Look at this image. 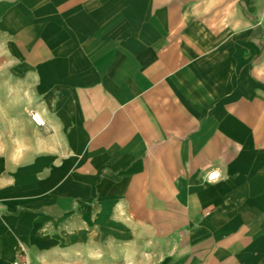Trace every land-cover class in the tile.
<instances>
[{
	"label": "crops",
	"instance_id": "obj_1",
	"mask_svg": "<svg viewBox=\"0 0 264 264\" xmlns=\"http://www.w3.org/2000/svg\"><path fill=\"white\" fill-rule=\"evenodd\" d=\"M0 140V264H264V0H0Z\"/></svg>",
	"mask_w": 264,
	"mask_h": 264
},
{
	"label": "rangeland",
	"instance_id": "obj_2",
	"mask_svg": "<svg viewBox=\"0 0 264 264\" xmlns=\"http://www.w3.org/2000/svg\"><path fill=\"white\" fill-rule=\"evenodd\" d=\"M35 111V110H32ZM29 116L31 115V112ZM37 111V110H36ZM2 143L3 141L0 140V151H2ZM113 253L109 252L106 253L107 258L112 256ZM100 258L99 254L96 253H86L81 248H76L75 250L71 251H58V252H44L40 258H33L30 263L27 264H89V259L95 262Z\"/></svg>",
	"mask_w": 264,
	"mask_h": 264
},
{
	"label": "built area",
	"instance_id": "obj_3",
	"mask_svg": "<svg viewBox=\"0 0 264 264\" xmlns=\"http://www.w3.org/2000/svg\"><path fill=\"white\" fill-rule=\"evenodd\" d=\"M30 118H31L32 122L37 126H43L46 123L43 114L39 111H36V110L31 112ZM220 176H221V174H220L218 169H212L207 174V180L208 181H216L220 178ZM12 264H21V263L18 261H15Z\"/></svg>",
	"mask_w": 264,
	"mask_h": 264
}]
</instances>
